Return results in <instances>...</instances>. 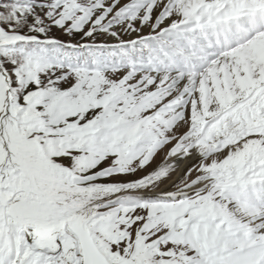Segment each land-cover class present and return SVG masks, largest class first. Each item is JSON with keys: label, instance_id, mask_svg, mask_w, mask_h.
Segmentation results:
<instances>
[{"label": "snow or ice", "instance_id": "obj_1", "mask_svg": "<svg viewBox=\"0 0 264 264\" xmlns=\"http://www.w3.org/2000/svg\"><path fill=\"white\" fill-rule=\"evenodd\" d=\"M0 264H264V0H0Z\"/></svg>", "mask_w": 264, "mask_h": 264}]
</instances>
